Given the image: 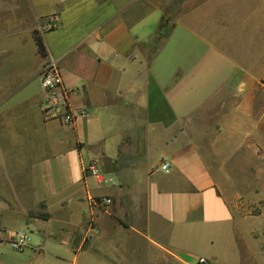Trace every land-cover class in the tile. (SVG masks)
<instances>
[{"label":"crops","instance_id":"1","mask_svg":"<svg viewBox=\"0 0 264 264\" xmlns=\"http://www.w3.org/2000/svg\"><path fill=\"white\" fill-rule=\"evenodd\" d=\"M258 6L0 0V264H198V231L226 221L231 232L223 188L251 153L264 76L251 50L264 33ZM49 61L70 125L43 114ZM89 164L117 185L99 184ZM17 233L21 251L9 245ZM230 251L229 264H245Z\"/></svg>","mask_w":264,"mask_h":264},{"label":"rangeland","instance_id":"2","mask_svg":"<svg viewBox=\"0 0 264 264\" xmlns=\"http://www.w3.org/2000/svg\"><path fill=\"white\" fill-rule=\"evenodd\" d=\"M149 1L162 4L168 12L171 5L180 3L181 0ZM258 7H264V0H259ZM51 28L53 26H45L44 30ZM168 30L169 28L163 25L158 32L159 38H164ZM252 35H254L253 43H251L252 56L258 55L261 61L264 59V33L261 30L257 35ZM256 122L251 153L242 154L241 168L234 169L230 173L232 179L227 181L223 188V196L233 218L234 229L231 232L228 231L229 224L226 221H220L219 225L210 223L211 226H205L194 236V251L203 257L205 264L212 263L209 259L211 255H216L219 262L229 264L228 262L235 259V256L231 254V247L242 254L245 264H264V76L259 80ZM210 239L214 243L212 246L208 243ZM186 240L191 242L190 239H185L183 242ZM1 252L4 259L15 257V251L10 247Z\"/></svg>","mask_w":264,"mask_h":264},{"label":"built area","instance_id":"3","mask_svg":"<svg viewBox=\"0 0 264 264\" xmlns=\"http://www.w3.org/2000/svg\"><path fill=\"white\" fill-rule=\"evenodd\" d=\"M40 86L43 92L49 95L50 101V104L43 111L44 116L46 117L52 110H55L54 112L56 115L51 117L53 120H58L64 125L72 124L75 118L73 114L67 111L63 113L61 112L62 106L65 105L63 102L64 95L58 92L60 88V74L55 62L49 61L43 66L40 74ZM60 113H62V115H60ZM160 169L163 172H167L169 165L164 163L161 165ZM86 171L91 177L95 178L99 184L109 185L112 187L117 185L116 182L111 178L104 179L94 164H89L86 168ZM92 203L98 208L102 209L110 205L111 201L108 198H100L98 200L92 201ZM27 242L28 238L24 234L17 233L15 236H13L9 242V245L14 250L21 251L26 247ZM197 263L205 264V260L199 258Z\"/></svg>","mask_w":264,"mask_h":264},{"label":"trees","instance_id":"4","mask_svg":"<svg viewBox=\"0 0 264 264\" xmlns=\"http://www.w3.org/2000/svg\"><path fill=\"white\" fill-rule=\"evenodd\" d=\"M161 29H162V24L159 27L158 32H160ZM33 41H34L35 46L37 48L38 55L41 58H44L46 56L45 48H44V45H43L42 38L37 32L33 33ZM43 218H45V217H43Z\"/></svg>","mask_w":264,"mask_h":264}]
</instances>
